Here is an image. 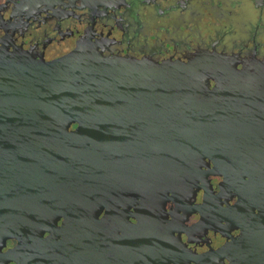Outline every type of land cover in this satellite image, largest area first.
<instances>
[{
  "label": "water",
  "instance_id": "1",
  "mask_svg": "<svg viewBox=\"0 0 264 264\" xmlns=\"http://www.w3.org/2000/svg\"><path fill=\"white\" fill-rule=\"evenodd\" d=\"M33 1L62 3L24 6ZM239 63L210 52L187 62L107 56L87 39L53 61L0 49V264H74L72 224L83 211L91 213L87 264H119L130 215L146 233L156 221L160 242L167 203L195 201L202 189L193 211L208 225L216 198L209 175L217 173L203 167L219 157L221 187L239 198L221 218L240 234H224L232 241L218 251H190L174 264H264V172L240 161L261 157L264 123L246 111H219L211 89L212 79L232 76ZM242 63L244 75L262 66ZM129 187L141 198L135 212L120 197ZM252 204L259 210L253 219ZM10 241L15 245L5 250ZM79 264H86L83 256Z\"/></svg>",
  "mask_w": 264,
  "mask_h": 264
},
{
  "label": "flooded vegetation",
  "instance_id": "2",
  "mask_svg": "<svg viewBox=\"0 0 264 264\" xmlns=\"http://www.w3.org/2000/svg\"><path fill=\"white\" fill-rule=\"evenodd\" d=\"M24 1L0 0V49H21L38 60L53 61L87 39L107 56L133 55L160 62H187L200 52L228 54L240 63L231 68L235 71L232 76L218 75L211 80L218 104L223 105L219 111L236 113L235 117H243L241 113L246 111L250 118L264 123V0H62L53 5L33 1L27 7ZM254 59L262 66L251 68L255 74L244 75L246 68L242 62ZM76 128L73 125L71 130ZM262 152L259 158L242 156L240 161L260 166L264 172V148ZM225 165H232L231 159ZM203 170L217 173L209 175L216 196L209 224H199L201 215L193 211L203 202V189L195 201L167 203V216L161 223L166 233L160 237L169 241V248L161 239L157 242L156 221L150 223L146 233L141 221L130 215L120 232L124 241L118 244L119 264H174V258L184 261V254L190 251L198 255L218 251L232 241L224 234H240L239 229L229 231L234 223L221 218L239 198L232 189L221 187L225 178L220 157ZM120 197L132 212L140 207L135 202L141 198L134 194L133 187L124 190ZM251 208L254 211L249 214L253 219L259 210L253 204ZM78 214L84 219L72 224L74 264H79L81 256L87 264V217L91 213ZM105 214L104 210L100 218ZM63 221L64 218L58 221V227ZM14 245L15 242H8L5 250ZM224 262L229 264L226 258Z\"/></svg>",
  "mask_w": 264,
  "mask_h": 264
}]
</instances>
